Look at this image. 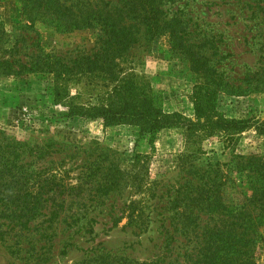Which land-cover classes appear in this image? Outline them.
<instances>
[{"label":"trees","instance_id":"obj_1","mask_svg":"<svg viewBox=\"0 0 264 264\" xmlns=\"http://www.w3.org/2000/svg\"><path fill=\"white\" fill-rule=\"evenodd\" d=\"M19 2L21 23L9 28L0 19V77L52 75L54 100L66 107L67 116L100 119L106 126L134 124L141 134L150 135L180 127L185 137L218 134L231 140L254 126L258 135L264 136V121L227 119L214 112L215 94L225 83L208 57L200 53V45L189 41V25L181 17L182 10L165 9L162 0ZM37 24L57 32L92 29L97 36L88 51L77 50L73 55L49 52L42 46ZM164 33L171 47L204 80L193 101L195 121L185 120L177 112L166 113L160 96L119 65L141 38L150 40ZM96 79L105 89L96 94L94 103L81 100L80 92L71 94V83L92 84ZM47 152L46 144L30 145L0 129V242L6 244L11 233L18 236L16 242L5 245L9 249H24L20 237L28 249H44L65 229L62 248H78L75 234L89 236L98 223L93 218L83 221L80 215L81 208L93 211L98 204L71 207L64 203L63 197L82 190L80 183L70 185L58 172L35 166ZM220 165L209 162L202 170L187 169L190 177L160 191L161 202L147 206L133 201L121 207L119 216L112 217V226L125 217V227L138 235L151 222L147 217L150 211L148 215L145 212L154 211L163 239L161 251L152 258L138 260L93 247L69 264H255L251 249L261 240L259 227L264 225V151L234 155L225 163L226 169ZM87 174L94 176L95 170ZM107 178H112L110 173ZM117 184L116 179L96 183L90 190L108 194ZM151 195L155 196L154 191ZM41 239L44 243L38 246Z\"/></svg>","mask_w":264,"mask_h":264},{"label":"rangeland","instance_id":"obj_2","mask_svg":"<svg viewBox=\"0 0 264 264\" xmlns=\"http://www.w3.org/2000/svg\"><path fill=\"white\" fill-rule=\"evenodd\" d=\"M162 1L165 9L182 10L181 17L189 25V41L200 45V53L208 57L216 75L223 78L225 84L215 94L214 112L227 119L263 122L264 0ZM0 19L9 28L21 23L19 0H1ZM36 27L46 51L68 55L77 50L88 51L97 36L92 29L57 32L40 24ZM119 65L160 96L166 113L177 112L185 120H196L193 101L204 80L171 47L167 34L150 40L141 38ZM52 80V75L46 73H31L25 78L0 77V129L30 145L46 144L48 152L35 166L58 172L70 185L80 183L82 190L63 197L64 203L71 207L98 204L93 211L84 207L80 210L83 221L93 218L98 223L89 236L75 234L78 248H62L65 229L44 249H28L24 237H20L24 249H9L5 245L18 240L11 233L6 236V244L0 242V264H69L93 247L138 260L152 258L161 251L163 239L154 211L147 209L149 227L136 235L125 227V217L111 225L112 217L121 214L124 204L159 203L158 194L163 188L176 186L185 176H191L187 169L202 170L209 162H219L226 169L225 163L234 155L264 151V136L258 135L254 126L227 140L218 134L185 137L180 127L163 128L153 135L141 134L134 124L106 126L100 119L67 116L66 107L54 100ZM103 84L97 79L92 84L71 83L70 92H80L81 100L94 103L96 94L105 89ZM91 169L95 175L89 177ZM115 179L118 184L108 194H94L90 190L96 183L106 184ZM259 234L261 240L253 246L251 255L255 264H264V225L259 227ZM43 243V239L39 240L38 246Z\"/></svg>","mask_w":264,"mask_h":264}]
</instances>
